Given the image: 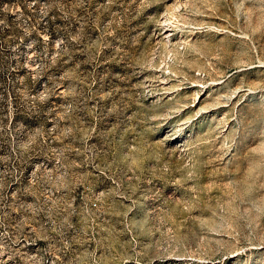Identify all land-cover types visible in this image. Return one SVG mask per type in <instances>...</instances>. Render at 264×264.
<instances>
[{"label":"rangeland","instance_id":"374dc122","mask_svg":"<svg viewBox=\"0 0 264 264\" xmlns=\"http://www.w3.org/2000/svg\"><path fill=\"white\" fill-rule=\"evenodd\" d=\"M0 264H264V0H0Z\"/></svg>","mask_w":264,"mask_h":264}]
</instances>
